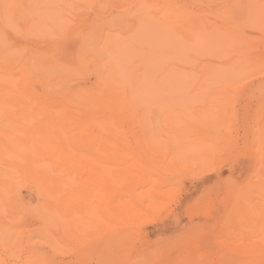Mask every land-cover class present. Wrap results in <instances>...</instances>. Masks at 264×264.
Masks as SVG:
<instances>
[{
	"label": "rangeland",
	"instance_id": "rangeland-1",
	"mask_svg": "<svg viewBox=\"0 0 264 264\" xmlns=\"http://www.w3.org/2000/svg\"><path fill=\"white\" fill-rule=\"evenodd\" d=\"M253 1L0 0L10 55L58 36L67 58H95L90 71L148 80L143 104L118 115L0 106V264L256 260L247 252L264 241V0Z\"/></svg>",
	"mask_w": 264,
	"mask_h": 264
},
{
	"label": "bare ground",
	"instance_id": "bare-ground-1",
	"mask_svg": "<svg viewBox=\"0 0 264 264\" xmlns=\"http://www.w3.org/2000/svg\"><path fill=\"white\" fill-rule=\"evenodd\" d=\"M254 2L255 1H253L252 3L253 6L251 5L252 8H255L256 6V2L255 4ZM47 4H48V1H47ZM49 6L50 4H48V6H46L45 8H49ZM44 7H41V8H44ZM3 12H5V10ZM47 12L50 13L49 11ZM37 16L42 17V13ZM4 18L5 17H3L2 20H4ZM140 27L141 26H139V28ZM137 30L139 31L140 29H137ZM138 31L137 33H139ZM141 34L143 33L141 32ZM55 35H58V34L56 33ZM74 36H76V34ZM56 37H49V35L48 37H45L47 40L46 44H43V45L41 44V46L38 49L30 52L28 56H26L24 52L23 53L21 52L26 48H24L23 50L18 49L19 52H21L23 55L21 53L19 54V52L17 54V52H15L17 50L16 48L15 50L13 49L14 50L13 52L10 51L11 53H14L15 55L14 54L10 55L9 50L6 51V48H8L6 45L4 47L5 50L4 48L0 47V106H11V107H23V106L27 107L28 106V107H35V108L37 107L38 108L39 107L40 108H43V107L44 108L46 107L48 108L49 107L50 108L52 107L53 108L54 107L56 108L58 107L75 108V107H81V106L82 107L106 106L109 108L112 107L114 109L113 114L118 115L119 114V112L117 111L118 108L124 107L126 105H131L133 108H136L134 106L139 107V105L143 104L142 103V99H143L142 93L145 91L144 90L145 84H146V81H148L146 73H138V74L136 73L137 74L136 76L135 74L132 76L130 75L131 77L129 78H132L134 76V78H132L133 81L128 80L129 79L128 78L127 79L128 82H127L126 77H125L126 74L124 75L122 74L124 72L120 73V71H116L117 68L114 66L113 67H114L115 73L113 69H111L110 73L112 74L109 73L108 75L106 74V76H104L103 73H97L99 71L97 72L96 71L93 72L94 70L90 71L91 68L89 69V67L86 64H88L91 60H92L91 63H93V61L95 62V60H93L95 58L90 60L91 55H87L89 56L88 60L80 59L79 53L80 54L82 53L81 52L82 49L80 47L79 48L81 50L79 49L80 52L79 53L77 52L78 54L74 52L75 53L74 58H67L66 54H64V51L62 49L63 47L62 39L60 37L57 39ZM79 37L77 36V38ZM134 37H137V36H134ZM138 38L140 37L138 36ZM90 40L92 41L93 39H89V41ZM91 41L90 43L93 44V42ZM84 43L83 45H85ZM0 44L1 46L3 45L2 43ZM84 47L86 48L85 50H87L88 47L86 46ZM89 48H92L90 44H89ZM95 50H96V47H95ZM84 52L85 53L83 54H85L86 56V51ZM96 53L97 52L95 53L93 52V55ZM83 54H81V58L83 57L86 58L85 56L82 57ZM96 57L98 58V56ZM83 60L86 62L88 61V62L85 63ZM100 60H99V63L97 62L98 64H102L101 63L102 61ZM150 62H154V60H151ZM141 69L142 70L145 69L144 66L141 67L138 71L140 72ZM143 72H145V70ZM146 72H148V70ZM123 78L126 80V82L123 80ZM130 81L132 83H130ZM139 97L140 99L138 101L141 100L140 102L142 104L135 105L137 104L136 102H138L136 101V99ZM134 113L137 114L138 112H134ZM134 113L132 117L134 116ZM139 114L140 116L142 115L141 113ZM139 114H138V117H139ZM142 121L144 123L143 116H142ZM143 123L141 126H144ZM113 133L116 134L117 132L113 131ZM139 133H140L138 134L139 136H143L145 134V130H144V133L142 132V130H140ZM135 135L137 136V134ZM263 199L261 200L264 201ZM262 201L261 202L259 201L258 202L259 204L257 203L255 207L260 205V207L262 208V205H261V203L263 204ZM261 208L259 209V207H257L259 211L262 210ZM247 254L252 255V257L256 259L252 264H264V241L262 240L261 242L257 241L256 246L252 248L251 251H248Z\"/></svg>",
	"mask_w": 264,
	"mask_h": 264
}]
</instances>
